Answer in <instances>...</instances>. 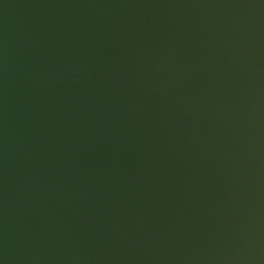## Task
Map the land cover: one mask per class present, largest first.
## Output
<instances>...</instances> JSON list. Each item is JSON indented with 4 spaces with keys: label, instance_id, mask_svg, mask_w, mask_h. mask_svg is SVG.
I'll use <instances>...</instances> for the list:
<instances>
[{
    "label": "water",
    "instance_id": "1",
    "mask_svg": "<svg viewBox=\"0 0 264 264\" xmlns=\"http://www.w3.org/2000/svg\"><path fill=\"white\" fill-rule=\"evenodd\" d=\"M0 264H264V0H0Z\"/></svg>",
    "mask_w": 264,
    "mask_h": 264
}]
</instances>
